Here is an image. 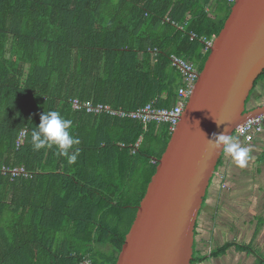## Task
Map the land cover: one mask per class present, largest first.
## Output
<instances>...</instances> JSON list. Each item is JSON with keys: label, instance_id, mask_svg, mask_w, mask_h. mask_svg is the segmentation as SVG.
I'll list each match as a JSON object with an SVG mask.
<instances>
[{"label": "trees", "instance_id": "obj_1", "mask_svg": "<svg viewBox=\"0 0 264 264\" xmlns=\"http://www.w3.org/2000/svg\"><path fill=\"white\" fill-rule=\"evenodd\" d=\"M233 5L0 0V264H116L172 132L77 111L72 100L173 107L184 75L172 57L201 72ZM50 110L72 121L74 164L54 146L33 150L32 130ZM4 166L32 177L13 178Z\"/></svg>", "mask_w": 264, "mask_h": 264}, {"label": "water", "instance_id": "obj_2", "mask_svg": "<svg viewBox=\"0 0 264 264\" xmlns=\"http://www.w3.org/2000/svg\"><path fill=\"white\" fill-rule=\"evenodd\" d=\"M209 50L116 264H193L197 220L224 154L208 139L264 114V105L247 110L264 73V0H236Z\"/></svg>", "mask_w": 264, "mask_h": 264}, {"label": "crops", "instance_id": "obj_3", "mask_svg": "<svg viewBox=\"0 0 264 264\" xmlns=\"http://www.w3.org/2000/svg\"><path fill=\"white\" fill-rule=\"evenodd\" d=\"M264 105V80L247 103ZM251 152L244 167L224 153L211 180L195 230L193 264H264V131L251 143L233 136Z\"/></svg>", "mask_w": 264, "mask_h": 264}, {"label": "built area", "instance_id": "obj_4", "mask_svg": "<svg viewBox=\"0 0 264 264\" xmlns=\"http://www.w3.org/2000/svg\"><path fill=\"white\" fill-rule=\"evenodd\" d=\"M235 2L236 0H228ZM213 41L208 43L209 49ZM173 64L177 66L184 75V86L181 87L178 93L177 103L171 108H158L155 102L149 103L143 108L134 111L115 110L109 105L97 104L93 105L89 102H82L79 99L72 100L74 110L85 111L88 114L94 115H108L120 119H129L139 122L143 125L145 130L152 124L167 126L173 132L188 105L191 94L195 88L200 72L192 63H189L177 56H173ZM264 131V114L248 119L243 125L236 128L234 136L242 138L245 143H251L257 134ZM27 131L23 130L19 134L17 146H22L26 140ZM142 138L137 143L136 147L140 145ZM4 174H11L13 178L24 177L30 178L32 174L28 172L25 167L8 168L3 167ZM217 173V172H216ZM221 178L224 175L217 173ZM83 264H93L90 258H86Z\"/></svg>", "mask_w": 264, "mask_h": 264}, {"label": "clouds", "instance_id": "obj_5", "mask_svg": "<svg viewBox=\"0 0 264 264\" xmlns=\"http://www.w3.org/2000/svg\"><path fill=\"white\" fill-rule=\"evenodd\" d=\"M217 122V121H216ZM218 126L223 123H218ZM72 121L61 116L54 110L45 111L41 115V122L31 133V145L34 151L46 147H56L57 154L66 158L69 165L77 160L79 150L74 146L80 143L70 131ZM212 146L221 152L230 154L238 167H244L251 149L236 142L232 135L227 134V127L221 134H214L208 139Z\"/></svg>", "mask_w": 264, "mask_h": 264}]
</instances>
